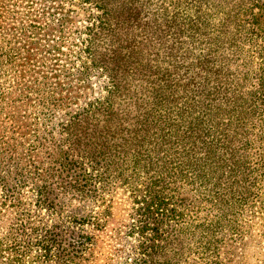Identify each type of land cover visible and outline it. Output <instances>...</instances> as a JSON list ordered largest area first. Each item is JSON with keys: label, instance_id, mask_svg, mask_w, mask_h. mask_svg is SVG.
Segmentation results:
<instances>
[{"label": "trees", "instance_id": "obj_1", "mask_svg": "<svg viewBox=\"0 0 264 264\" xmlns=\"http://www.w3.org/2000/svg\"><path fill=\"white\" fill-rule=\"evenodd\" d=\"M83 2L79 49L0 46V264H90L108 209L66 207L116 190L121 264H224L264 233V0Z\"/></svg>", "mask_w": 264, "mask_h": 264}, {"label": "rangeland", "instance_id": "obj_2", "mask_svg": "<svg viewBox=\"0 0 264 264\" xmlns=\"http://www.w3.org/2000/svg\"><path fill=\"white\" fill-rule=\"evenodd\" d=\"M88 12H90L89 7L85 6L83 0H0V46L2 48L7 46L4 36H7L9 40L16 39L17 35H20L21 41L18 44L22 47L26 46L25 51L30 50L37 53L36 57L39 60L42 59L39 52L49 50L52 46L61 44L66 51L77 50L81 47L78 36L82 27L87 24ZM39 79L31 76L28 83L36 86ZM33 97L37 98L35 95ZM81 103L82 101H78V104ZM63 113L64 111H57L59 116ZM1 126L4 127L6 124H1ZM30 144L27 146L31 148ZM41 168L45 172L48 164L43 163ZM23 195L27 198L24 199L21 210L27 214L33 210L29 204L32 200V192L27 189ZM105 197L106 203L104 199L100 201L102 203L86 201L78 204L73 201L66 207V210L69 212L75 209L88 214L91 211L95 213L108 209L106 213L109 222L96 232L93 251L85 254V257L90 259V264H121L130 242L126 231L128 230L127 225L132 221V199L130 193L123 190L113 191ZM107 203L111 205L106 207ZM4 209H9L11 213L7 212L4 220L0 221V233L3 235L11 230V226L17 225L18 218L12 213L9 204L4 206ZM217 260L223 261L224 264H264L263 231L256 227L252 238L248 241L234 242L233 246L228 245L221 250ZM180 264L186 263L181 261Z\"/></svg>", "mask_w": 264, "mask_h": 264}]
</instances>
